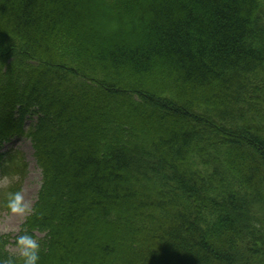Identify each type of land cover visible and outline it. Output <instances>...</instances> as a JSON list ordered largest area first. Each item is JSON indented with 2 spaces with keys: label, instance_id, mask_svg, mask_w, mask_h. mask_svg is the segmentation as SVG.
Here are the masks:
<instances>
[{
  "label": "trees",
  "instance_id": "16d2710c",
  "mask_svg": "<svg viewBox=\"0 0 264 264\" xmlns=\"http://www.w3.org/2000/svg\"><path fill=\"white\" fill-rule=\"evenodd\" d=\"M23 136L0 264H264V0H0V166Z\"/></svg>",
  "mask_w": 264,
  "mask_h": 264
},
{
  "label": "rangeland",
  "instance_id": "374dc122",
  "mask_svg": "<svg viewBox=\"0 0 264 264\" xmlns=\"http://www.w3.org/2000/svg\"><path fill=\"white\" fill-rule=\"evenodd\" d=\"M25 122V127H28L32 120L27 118ZM2 151L6 154V159L0 166V194H5V189L12 184H18L19 191L16 193L15 204L8 208L0 205V232L9 233L7 250L10 253H19L23 250L25 242L18 245L13 242V235L17 233L19 224L25 214H28L35 199V192L40 183V170L35 163L32 144L27 136L9 140L2 146ZM40 234L35 232L36 237Z\"/></svg>",
  "mask_w": 264,
  "mask_h": 264
},
{
  "label": "clouds",
  "instance_id": "9594fccd",
  "mask_svg": "<svg viewBox=\"0 0 264 264\" xmlns=\"http://www.w3.org/2000/svg\"><path fill=\"white\" fill-rule=\"evenodd\" d=\"M36 259L35 255L34 254H30L28 256V259L26 261V264H33L34 260Z\"/></svg>",
  "mask_w": 264,
  "mask_h": 264
}]
</instances>
